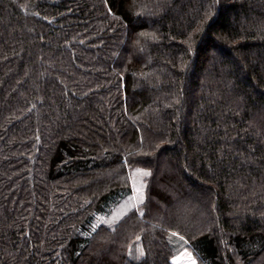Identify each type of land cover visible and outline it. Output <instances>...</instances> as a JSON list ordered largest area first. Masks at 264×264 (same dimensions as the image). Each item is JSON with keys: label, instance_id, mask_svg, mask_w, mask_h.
<instances>
[{"label": "trees", "instance_id": "obj_1", "mask_svg": "<svg viewBox=\"0 0 264 264\" xmlns=\"http://www.w3.org/2000/svg\"><path fill=\"white\" fill-rule=\"evenodd\" d=\"M176 238L264 264V0H0V264Z\"/></svg>", "mask_w": 264, "mask_h": 264}, {"label": "rangeland", "instance_id": "obj_2", "mask_svg": "<svg viewBox=\"0 0 264 264\" xmlns=\"http://www.w3.org/2000/svg\"><path fill=\"white\" fill-rule=\"evenodd\" d=\"M142 178H143V174L141 173V175H138V176L136 175L134 177V180H132V183L133 181L136 182V186L134 187L132 194H131V203L129 201H125L121 203L120 205H118L117 207H115L111 213V217L117 218L120 215L124 214L131 206H136V204L138 203L142 195V187H141L142 180H143ZM96 218L97 219L95 220V223H98L104 220L105 216L98 215ZM173 240H174V248L176 250V254L173 258L174 263L175 264H192L193 261H195L196 263V257L192 249L185 246L184 243L180 241V239L176 238ZM129 254H130V257L134 259L139 258L143 254L139 238L135 239V241H133V243L130 245Z\"/></svg>", "mask_w": 264, "mask_h": 264}, {"label": "snow or ice", "instance_id": "obj_3", "mask_svg": "<svg viewBox=\"0 0 264 264\" xmlns=\"http://www.w3.org/2000/svg\"><path fill=\"white\" fill-rule=\"evenodd\" d=\"M192 264H195V261H193Z\"/></svg>", "mask_w": 264, "mask_h": 264}]
</instances>
